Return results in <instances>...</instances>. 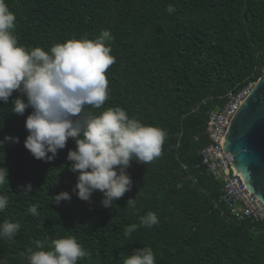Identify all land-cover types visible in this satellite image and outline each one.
Listing matches in <instances>:
<instances>
[{
	"label": "trees",
	"instance_id": "trees-1",
	"mask_svg": "<svg viewBox=\"0 0 264 264\" xmlns=\"http://www.w3.org/2000/svg\"><path fill=\"white\" fill-rule=\"evenodd\" d=\"M16 15L14 34L28 48L50 49L57 43L110 30L116 62L108 69L109 98L99 114L119 106L146 125L162 128V154L149 164L133 161L127 170L133 185L113 203L101 206L102 193L91 202L53 203L72 193L77 174L67 154L69 139L53 161L35 159L25 148L23 115L11 111L14 93L0 102V139L19 143L0 148V164L9 170V185L0 188L9 205L4 220L21 225L16 236L0 239V264H28L36 241L73 235L89 255L78 264H123L135 249L149 246L156 264H264V221H238L218 202L223 184L199 174L195 165L210 144L202 101L230 89H242L264 76V0H6ZM169 5L175 12L169 14ZM217 102L218 98H215ZM198 176L193 183L182 165ZM31 183V193L21 185ZM135 199L134 206H127ZM38 204L39 216L28 213ZM127 206V207H126ZM154 211L159 223L140 224ZM137 224L130 237L126 225Z\"/></svg>",
	"mask_w": 264,
	"mask_h": 264
},
{
	"label": "clouds",
	"instance_id": "clouds-1",
	"mask_svg": "<svg viewBox=\"0 0 264 264\" xmlns=\"http://www.w3.org/2000/svg\"><path fill=\"white\" fill-rule=\"evenodd\" d=\"M172 14L175 7L169 5ZM16 15L6 0H0V102L8 103L14 93L19 95L11 111L23 115L28 135L25 148L37 160L53 161L66 148L69 139L75 143L67 160L77 174L72 193L57 194L53 203L71 200L74 193L80 200L91 202L95 192L102 193L100 204L112 209L113 203L131 190L133 181L128 173L133 161L149 164L162 154L166 132L146 125L119 107H108L99 114L109 98L108 69L116 62L110 41V30H103L94 39L72 38L44 49L28 48L19 43L14 29ZM2 130V128H0ZM19 143V137L5 135L0 148ZM0 164V188L9 185V170ZM21 193H31L33 185H21ZM129 199L127 206H134ZM9 205L7 195L0 194V212ZM126 206V207H127ZM38 204L28 213L37 217ZM140 224L152 227L159 223L154 211L141 216ZM18 222L0 223V239H13L20 231ZM138 225H126L124 235L130 237ZM36 250H29L28 264H78L89 253L73 235L51 241L50 245L36 241ZM123 264H156V255L149 246L135 249L123 259Z\"/></svg>",
	"mask_w": 264,
	"mask_h": 264
},
{
	"label": "built area",
	"instance_id": "built-area-1",
	"mask_svg": "<svg viewBox=\"0 0 264 264\" xmlns=\"http://www.w3.org/2000/svg\"><path fill=\"white\" fill-rule=\"evenodd\" d=\"M250 83L242 89H230L224 95L207 97L202 101V106L207 107V133L211 140L200 151V161L195 165L199 174L206 173L223 184L218 202L223 204L236 220L249 219L252 222L264 221V202L256 195L249 192L246 185L233 168L224 151V139L230 123L250 94L253 85ZM184 171L190 175L193 183L198 182V176L190 173L187 164L182 165Z\"/></svg>",
	"mask_w": 264,
	"mask_h": 264
},
{
	"label": "water",
	"instance_id": "water-1",
	"mask_svg": "<svg viewBox=\"0 0 264 264\" xmlns=\"http://www.w3.org/2000/svg\"><path fill=\"white\" fill-rule=\"evenodd\" d=\"M223 146L248 191L264 202V76L235 113Z\"/></svg>",
	"mask_w": 264,
	"mask_h": 264
}]
</instances>
